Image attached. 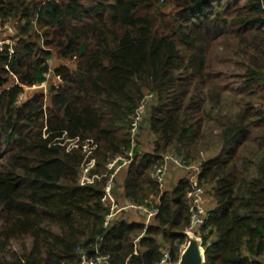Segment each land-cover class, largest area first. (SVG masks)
<instances>
[{
	"label": "trees",
	"instance_id": "1",
	"mask_svg": "<svg viewBox=\"0 0 264 264\" xmlns=\"http://www.w3.org/2000/svg\"><path fill=\"white\" fill-rule=\"evenodd\" d=\"M0 24V264L178 263L193 183L160 187L167 155L213 199L205 264H264V0H0ZM131 150L111 194L157 213L107 223Z\"/></svg>",
	"mask_w": 264,
	"mask_h": 264
},
{
	"label": "built area",
	"instance_id": "2",
	"mask_svg": "<svg viewBox=\"0 0 264 264\" xmlns=\"http://www.w3.org/2000/svg\"><path fill=\"white\" fill-rule=\"evenodd\" d=\"M143 108L144 106H141V108L138 110L133 120V124L131 128L133 146H135L136 144L135 141L139 134V125L143 118ZM84 147L87 150L88 148L87 145H85ZM133 155H134L133 150H131L128 154L129 158H123L119 156L114 161L108 164V168L110 170H113L114 172L112 173L111 179L106 187V191H107L106 202L109 201L111 203L110 214L107 216L106 219L107 223L117 218L119 213L124 210H136V211H140L141 213H144L146 215V220H145L146 224H149L151 222V219L157 213V209L149 210L145 206H137L130 202H125L124 204L121 205L113 198V195L111 194L114 176L123 166H126L131 162ZM169 162H173L176 166L180 168L184 167L183 161L179 157H174L170 155L165 156L163 164L155 167V175L158 179L160 187L164 186L166 168ZM93 166H94V162L92 161L83 167L81 172V179H80L81 184L90 183L94 180L95 177L89 175ZM197 179H198V172L193 176L191 180V182L193 183V190L188 194V197L190 198V212H191V225L187 232L188 234L192 232L194 233L199 227H201L205 223V220L208 217V210L204 206L205 190L201 187H198ZM169 258H170V254L168 251H166L164 253L163 259L161 260L160 264H178V263H170ZM81 264H109V257L104 255L89 257L85 252L82 251Z\"/></svg>",
	"mask_w": 264,
	"mask_h": 264
},
{
	"label": "rangeland",
	"instance_id": "3",
	"mask_svg": "<svg viewBox=\"0 0 264 264\" xmlns=\"http://www.w3.org/2000/svg\"><path fill=\"white\" fill-rule=\"evenodd\" d=\"M170 9L171 7L168 8V10ZM8 25L9 24H7V26H2L0 24V48L4 43H11L12 42L11 36H14L15 34L14 28L11 26L8 27ZM59 64L60 62L57 59L54 61H51V65L53 68H56ZM38 90H40V88L38 87H34V88L26 87L25 94L22 96L21 99L30 97ZM144 111H146L145 107L143 108V113ZM145 125L146 123L144 122L143 127H142L143 130L139 136L140 143L143 149L151 150L152 149L151 144L155 138L152 134L146 131ZM124 169L125 168H121L119 172L117 173L119 180L122 179L124 176V173H125ZM197 172H198L197 166H194L191 168H180L176 166L173 162L172 163L169 162L166 168L163 189H166L167 187H171L173 184H176L181 178H184V177H188L190 178V180H192L193 176ZM120 202H122L121 204L124 203L123 201H120ZM204 206L207 210H209L213 206V199L207 194H205L204 196ZM141 215H143V217ZM118 216L127 218L129 220H136V219L140 220V219L145 218L144 213H141L140 211H136V210H124V211H121ZM194 234L196 233L194 232ZM188 242H189V238H188V241L185 247L187 246Z\"/></svg>",
	"mask_w": 264,
	"mask_h": 264
},
{
	"label": "water",
	"instance_id": "4",
	"mask_svg": "<svg viewBox=\"0 0 264 264\" xmlns=\"http://www.w3.org/2000/svg\"><path fill=\"white\" fill-rule=\"evenodd\" d=\"M189 242L183 250L178 264H205V249L202 239L193 232L188 234Z\"/></svg>",
	"mask_w": 264,
	"mask_h": 264
}]
</instances>
